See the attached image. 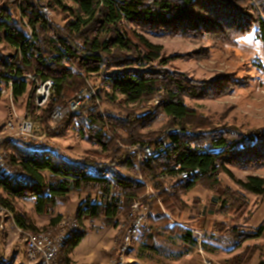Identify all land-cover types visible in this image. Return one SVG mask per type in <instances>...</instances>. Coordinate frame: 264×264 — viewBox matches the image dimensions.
<instances>
[{
	"label": "trees",
	"instance_id": "1",
	"mask_svg": "<svg viewBox=\"0 0 264 264\" xmlns=\"http://www.w3.org/2000/svg\"><path fill=\"white\" fill-rule=\"evenodd\" d=\"M66 1L74 7H67ZM243 1L248 4H236ZM0 4L2 40L15 53L0 54V79L9 80L6 72L13 71L52 79V100L56 102L68 88L83 86L86 76L107 71L102 85L115 96L135 105L158 95V107L177 126L165 138L149 141L136 130L141 125L138 119L145 115L136 117L133 113L122 118L102 111L92 100L64 118V125L74 122L82 136L105 151L120 126L130 133L127 143L161 147L159 156L144 165L137 163L130 150L123 152L122 160L113 167L89 158L73 159L47 143L22 139L4 143L8 166L24 178L0 175V205L14 214L20 228L42 231L16 212L13 200L31 198L36 212L43 215L51 213L58 202L68 200L72 192L85 193L75 213L77 227L63 242L66 262L86 236L87 220L102 217L107 224L115 225L122 210L144 193L140 174L151 179L161 203L174 213L178 210V194L194 189L203 179L216 180L221 173L231 177L229 166L264 167V127L248 133L233 129L197 132L188 128L187 118L192 111L184 99L205 97L216 86L215 80L195 81L184 73L158 68L168 63L161 48L127 28L132 25L153 34L182 36L213 33L214 39L223 43L253 33L264 47V0H0ZM42 6L54 15H60L59 10L71 14V19L64 25L49 21L40 12ZM13 83L14 98L27 93L26 80ZM115 165L129 175L117 171ZM194 170L198 174L192 175ZM183 173L189 174L188 178H182ZM167 181L171 182L169 186ZM236 183L243 191L264 199L263 177L248 176ZM150 204L152 210L154 202ZM62 217L51 218L50 225H57ZM166 234L170 238L165 240ZM238 236L239 242L264 237V219L253 232ZM172 239L190 247L198 244L192 231L173 225L162 213L150 212L148 225L138 238L137 258L148 260L159 253L172 256Z\"/></svg>",
	"mask_w": 264,
	"mask_h": 264
},
{
	"label": "rangeland",
	"instance_id": "2",
	"mask_svg": "<svg viewBox=\"0 0 264 264\" xmlns=\"http://www.w3.org/2000/svg\"><path fill=\"white\" fill-rule=\"evenodd\" d=\"M236 4L246 5L248 3L243 1L236 2ZM65 5L74 7L69 1H66ZM59 14H52L50 20L53 19L64 25L71 19V14L60 10ZM127 28L131 29V34L132 32L142 34L149 42L161 48L162 57L168 63L164 67L158 68L184 73L195 81L215 80L216 86L205 97L184 99L185 104L192 111L187 118L186 126L188 128L197 132L233 129L248 133L264 127V47L253 33L242 36L233 42L223 43L216 41L213 33H208L205 36L199 34L182 36L172 33L153 34L132 25H127ZM0 54L6 56L15 54L14 50L2 40L1 33ZM106 72L86 76L83 86L68 88L65 95L56 102H53L51 94L49 101L43 106L37 104L31 87H28L27 93L22 97H13V102L10 101L9 96L2 97L0 126L6 122L10 112L13 117L30 116L36 126L34 137L7 135L3 137H12V139L5 140L4 143L16 139L47 143L73 159L89 158L114 167L116 161L122 160L123 152L132 151L133 146L137 144L127 143L130 133L125 127L120 126L117 129L116 138L112 139L109 150L105 151L86 136H82L74 122L70 121L64 125V118L69 113L64 114L61 122H57L53 118L55 109H66L77 92L87 89L95 91L92 101H96L97 106L104 112L122 118H128V114L133 113L136 117L145 115L138 119V122L143 126L138 127L136 123L138 127L136 130L140 136L147 140L156 141L165 138L168 132L177 128L173 124L174 122L158 107L160 101L158 95L149 97L138 104L128 105L124 103L122 96H115L107 86L102 85L103 74ZM3 81L5 80L0 79V83ZM150 145L158 146L152 143ZM117 165L119 164L117 163ZM117 165H115L117 171L123 175H129L127 170L119 169ZM228 169L231 177L221 173L216 180L203 179L194 189L179 193L178 210L174 213L161 203L159 195H157L158 192L152 187L151 179L140 174L138 179L145 186V190L134 201H143L149 213H162L173 225L192 231L195 238L198 239V244L190 247L182 244L178 239H172L174 243H170V248L173 250L172 256H168L167 253H159L152 255V258L148 260H141L136 255L140 245L139 240L136 241V239L127 255L128 263L259 264L264 262V237L239 242L238 236V234L253 232L263 221L264 199L243 191L236 183L238 180L245 181L248 176L264 178V167L229 166ZM6 174L24 178L22 173L8 165ZM131 174L133 175V173ZM160 179L163 178L160 177ZM169 182L167 181V186L170 185L171 182ZM84 198L85 193L72 192L68 200L58 202L51 213L43 215L36 212L35 202L31 198L16 199L12 201V204L16 212L25 215L37 230H42L41 233H57L61 227L65 226L66 234H68L72 228L77 227L75 213ZM151 202H154L152 210L149 209ZM131 204L122 210L115 225L107 224L102 217L96 220H87L85 228L89 234L79 245L75 254L81 260L95 259L96 261V257L101 254L103 242L107 240L112 245L107 263L110 264L116 257L121 238L130 223ZM1 207L4 208V212L0 209V264H31L27 251L25 254L24 250V235L18 231L19 226L15 223L14 214L4 206L1 205ZM58 215L63 216L62 220L55 226L50 225V219ZM62 223L63 226H61ZM95 232L100 233L97 236ZM169 236L168 234L164 235L165 240L170 238ZM63 248L62 246L58 255L59 264H86L75 262L70 256L66 262ZM181 252H184V255L174 256Z\"/></svg>",
	"mask_w": 264,
	"mask_h": 264
},
{
	"label": "built area",
	"instance_id": "3",
	"mask_svg": "<svg viewBox=\"0 0 264 264\" xmlns=\"http://www.w3.org/2000/svg\"><path fill=\"white\" fill-rule=\"evenodd\" d=\"M40 12L47 20L51 19L52 11L48 7L42 6ZM6 75L9 76L10 79L0 83V95H6L8 97V90H13V82L23 79L26 80L29 87L32 88L34 99H41V102L49 101L55 86L52 79L41 80L35 74L18 75L16 71L6 72ZM94 97L95 91L92 89L77 92L71 99V104H69L66 109L57 108L54 110L55 120L61 122L65 113L79 111ZM10 101L13 102V99H10ZM35 128V123L30 116L13 117L11 116V112L6 122L0 126V170H3L5 174L8 162L6 159V152H4L3 136L16 135L25 138L34 137ZM159 148L161 147H153L150 144L137 143L133 146L132 151L136 155L138 164H146L149 163L151 151ZM177 168H179V166ZM191 174H198V170H194ZM188 176L189 175H181L182 178H188ZM0 209L4 212V208H2L1 205ZM130 217V223L126 227L121 238L116 257L110 264H124V261L128 260L129 257L122 256V248L125 247L127 233H135L137 240L142 236V231L148 224L149 217V212L143 201L137 200L131 204ZM63 225L64 224L62 223L61 226ZM18 231L20 234H24V237H31L34 239L32 263L59 264L58 255L60 251H58V240L61 235L66 234L67 228L65 226L61 227L57 233L46 232L45 234H34L31 231L24 230L20 227L18 228Z\"/></svg>",
	"mask_w": 264,
	"mask_h": 264
},
{
	"label": "bare ground",
	"instance_id": "4",
	"mask_svg": "<svg viewBox=\"0 0 264 264\" xmlns=\"http://www.w3.org/2000/svg\"><path fill=\"white\" fill-rule=\"evenodd\" d=\"M5 96L6 95H0V102H1V98L5 97ZM8 96H9V98L13 99L14 96H13L12 90H8ZM36 100H37V104L39 106H43L44 104L47 103V101L41 102V99H36ZM71 112L75 114L78 111H71ZM53 118L55 119L54 114H53ZM10 136H12V135H10ZM15 136H13V137H15ZM11 139H12V137H6V138L3 137V143L5 142V140H11ZM4 152H5V150H4ZM159 152L160 151H158V149L152 150L151 153H150L149 162H151L154 159H156L159 156ZM6 159H7V157H6ZM3 174H4V171L0 170V175H3ZM181 175H189V174L183 173ZM32 233H34V234H45V232L44 233L32 232ZM67 235L68 234H64V235H61V237H59V240H58V251H61V248L63 246V242H64V240H66ZM136 239H137V237H136L135 233H127L125 247L122 248V256L127 257V255L129 254V252L132 249L133 242ZM24 245H25V249L27 251V254L29 255V257L31 259H33L34 239H32L31 237H24ZM124 264H129L128 260L124 261Z\"/></svg>",
	"mask_w": 264,
	"mask_h": 264
},
{
	"label": "crops",
	"instance_id": "5",
	"mask_svg": "<svg viewBox=\"0 0 264 264\" xmlns=\"http://www.w3.org/2000/svg\"><path fill=\"white\" fill-rule=\"evenodd\" d=\"M96 233V235L98 236V233H100V232H95ZM89 233H87L86 234V236L88 235ZM85 236V237H86ZM85 237H84V239H85ZM83 239V240H84ZM83 240L81 241V243L83 242ZM80 243V244H81ZM79 244V245H80ZM79 245L71 252V254H70V258L73 260V261H78L79 263H81V262H83V263H86V264H107L108 263V261H109V257H110V253H109V250H110V248H112V245L110 244V242L109 241H107V240H105V242H103V246H102V248H101V250H100V252H101V254H100V256H97L96 257V261H95V259H93V260H89V261H85V260H81V258L79 257V256H77L76 254H75V251L77 250V248L79 247ZM24 247V246H23ZM24 250H25V254H26V249L24 248ZM96 255V254H95ZM27 256H28V258H29V260L32 262V259L29 257V255L27 254ZM95 257V256H94Z\"/></svg>",
	"mask_w": 264,
	"mask_h": 264
}]
</instances>
